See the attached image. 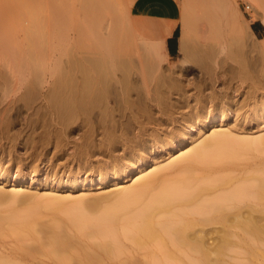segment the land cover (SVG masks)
<instances>
[{
	"label": "bare ground",
	"instance_id": "6f19581e",
	"mask_svg": "<svg viewBox=\"0 0 264 264\" xmlns=\"http://www.w3.org/2000/svg\"><path fill=\"white\" fill-rule=\"evenodd\" d=\"M7 1L8 0H6V2ZM9 1L11 2V0ZM24 1L25 0H23V2ZM33 1L35 3L32 4H35L36 6H32L31 4L29 7V5L17 2L19 6L17 7L21 9L19 11L23 16L24 14L28 15L27 18L22 17V22L26 21L28 23L29 17L32 16V13L34 16V12L38 11V8L42 10L46 3L42 2L43 8H41L42 3L38 0ZM121 1L123 3H121L123 6L122 8H125L127 11V8L129 7L127 5V7L124 6L126 4L124 0ZM128 1L129 2L127 3L131 5L130 2L133 0ZM250 1L255 6V12L253 13L252 19L255 20L262 18V13L260 11L261 9L264 11V0ZM8 2L5 3L7 5L5 6L3 0H0V112L4 114L6 119L2 124L3 127L0 126V133L5 134L11 125H14L16 121L18 122L19 120H23L21 127L25 130L24 138H6V141L10 145L8 147L9 154L14 153L18 147L16 145L20 144L19 148L26 153V156L33 157V155H35L34 157L42 161L46 160L45 163L50 161L49 165H59L58 163H55L57 162L55 160L65 157L66 161H62L63 166H66L71 162L70 164H76L75 167L77 168L71 170V167V173L67 176L66 174L64 175L67 179L73 177L71 183L76 184L79 180L80 173L86 170V168L92 170L94 167V169H97L99 182L105 183L110 178L109 175L112 173V170H115L118 175L122 168L126 170L129 167L128 170L130 171V169H132L130 167H134L136 163L140 161L145 162V159L143 160V158L149 151H158L165 146H172L171 148L173 150L180 151V153L175 157L170 158L168 161L158 160L153 164V168L150 169L149 172L147 171V173H144L142 171L143 169H140V175L135 178L130 185L121 189L119 188L114 192L106 191L104 194L98 195V197L96 196L93 200H88L86 195L82 193L77 196L71 195L72 193L65 194L64 196H61L60 194L54 196L50 194V192L45 195H40L38 192L31 194L30 197H35L36 200L38 199L36 203L39 202V205H41V203L43 205L42 199L45 198L43 200L47 205H52L56 210L63 211L64 214L70 215L72 213L69 217V223L67 222L63 226L61 225L50 229L46 235L35 236L34 232H37V229L34 227L33 218L37 215L35 213L37 204L34 202L35 204L32 205L33 208L30 207L31 209L28 210L29 212L26 210V212H22L23 214H19L18 212L11 211L6 216H0V233H4L8 228L10 233L18 234L21 237L29 236L34 238L45 253L55 255L56 259L54 260V263L56 264H70L69 262L71 261H73V263L75 262L74 264H99L105 259L112 260V257H116L114 255L122 251L124 252L127 249H130L131 251H142L148 260L138 263L128 261L124 264H210L209 257L212 254L222 255L226 253V250H228L231 245L229 241L230 238L247 240L250 238H259L264 235V225L259 224L260 216L258 215L261 212H264V180H262L263 182L261 181L263 177L260 179L259 177L256 178L259 183L254 179L257 181V183H254L257 185H254L250 180L252 178L253 181V177L255 178V176H243V178H239V176L233 177L231 175L223 174V170L227 168H225L226 165H220L222 167L218 166V168H213L212 166V164L217 161L225 162L226 158L219 157V155L224 152H229L228 150L234 149H229L228 147V150H226L225 148L227 145L229 146L231 141L233 144L235 143L233 142L234 140H228L230 134L225 135L223 133L224 131L219 132L218 130H215L211 135H208L207 137L205 136L203 142L193 145L192 147L190 146L189 149L185 151H182L183 149H177L179 146L183 148V146H187L194 142L193 138L196 136L195 133H200L208 127L216 126L220 121L225 124L234 114L235 121L234 118L231 120L236 123L239 117L236 116L238 114L236 111L240 110L239 104L237 105L239 110H237V106L233 103L235 102L233 99L219 103L215 98V102L213 104L208 103V105L207 103L201 104V100L198 99L195 104H199V108L202 105V109H198V112L192 114L194 123H189V120L183 117L185 119L181 120L182 123L178 126L180 128L177 129L176 127L177 130L172 133L169 130L170 134L168 135V138L163 137L164 132L162 133L163 135H161V133L159 134L157 131H155L157 133L154 132V135L152 133V136H150L151 138H148L149 135H145L146 129L144 125H139L137 131L133 133L134 130L129 131L124 127V119L121 120V118H142L141 114L140 117L137 114L139 111L140 113L144 112L142 114L144 116L146 114L147 119L153 118V115L155 117L156 112L153 114L151 110L154 107V104L156 105V108L154 109H160L157 108V106H161L163 102V94L158 89V92L155 90L154 94V91L149 92V89H147L148 86L146 87V84H144L145 81H143V78H145L146 75H144L145 73L142 74V72L139 73V70H143L142 65L144 66V64L142 63V60L144 61L145 59L141 58L140 54L142 53H137L138 49L140 51V48L142 47L140 45L141 42L140 44L138 42V44L133 43L135 41H131L133 40V37L130 39V34L131 36H134V34L132 35V33L129 32V34L126 33L124 29L127 28L128 25L129 27H132L130 26L131 24L125 25L126 23H124V26L126 27L121 26L122 23H119L122 22V18L115 21L116 19L114 17L113 19L115 20L112 22L115 23L121 20L118 23V26H121V28L123 27L122 30L125 33L118 35L117 33L120 30L117 28V24V27L113 24L115 30L114 28L111 30L113 27L111 25L106 37L101 36L100 34L99 36L97 35L99 43L104 48L100 46V44L98 45L104 49H102V52L105 51L106 56L103 54L104 56L100 57V54L96 55L97 57L83 58L82 56V58H78L75 55L77 58L74 56V59H69V57V65L63 64L64 66L59 61L67 70L64 69V73H62L63 71L61 70L62 72L59 74L60 68H57L59 70L57 76L52 70H50L55 75V78L50 82L47 79L49 78V75H47V67L44 64H41V62L39 63V61H42L41 59H43L42 56H44L45 53L43 50H45L46 46L41 52L43 55L39 54V57L42 58L38 57V52H40L39 50L41 48L39 46H43L46 42L44 40H47V38L44 37V40L41 39L44 43L39 40L42 44L38 43L40 44L38 47L35 43L38 41L37 36H39V39L42 38V35L37 33V27H35L38 26L37 22L39 20L36 21V16H38L37 14L39 13L35 14V17H32L36 18V20H33V22L35 21L34 23L37 24L34 26L35 31L33 27L31 28V25H34V23H31L29 28L27 27L28 29L23 26L25 28V30L24 28L23 30L27 31L30 36L29 34H26L27 32H23L24 36L25 34L28 35L26 37L28 38V43L26 41V44L23 43L22 45H25L22 46L21 43L23 42V39L22 42L18 41L20 38L17 39V26L15 27V25H19L17 20L22 14L18 12V8L15 9V4H11L13 7L10 8V5H8L10 2ZM26 2H28V0H26L25 3ZM65 2H62V0H59V2L58 0H48L47 3H49V5L46 6H49L48 8L51 11L48 13V8L45 7V9H43L49 14V16L47 15L48 19L47 21L45 19V21H43V18L42 20L40 19L41 22H47V24L48 22H51L48 26L53 28L48 31H50L49 33L51 34V37L56 32L55 35H57L58 40L61 42L63 38L64 40L67 38V34L64 37V32L67 33L65 31L66 29H63L66 28L64 26L66 25V18L64 17L65 7L61 4ZM83 2V8L88 9L87 12H89L88 24L91 27V30L94 28L97 30L99 22L103 18V13L110 8H108V4L103 0H84ZM193 2L195 3L193 4ZM210 2H213L211 5L217 6L218 10L224 14L229 13L233 9L230 0H182L179 15L170 21L168 20L169 22L167 21L166 28L163 27V30L160 28L159 30L161 31L156 32L157 36L155 37L156 41L154 42H156L157 45L162 46L176 23H180L181 32L178 37V57L177 62L172 64H183L189 61L192 56L197 55V42H195V40L198 36L201 38V33L203 34L207 31L205 30L206 27H202V30L199 26L197 28L196 24L198 23L199 25L200 21L203 23L204 20H202V17L205 18L207 22L211 21L209 13L212 12L206 8L208 5L210 7ZM196 3H204L206 5V7H204L205 5H202V7L205 8V11H203L204 9H201V4L198 6V8L204 12L202 17L197 14L200 10L198 11L197 6H195L197 5ZM192 5L197 8V10L194 8L196 13ZM34 7L37 10L35 9L33 12L31 9H34ZM115 8H117V6H114V10ZM257 8H260V11H258ZM125 9H121L122 13H126L123 12ZM117 10L118 9L115 11L116 13ZM232 12H230V16L228 15V18L231 20L235 19L236 14V11H234L235 14ZM44 13L46 12L44 11ZM44 13L42 15L40 12L42 17H44ZM128 13L124 16L128 17ZM223 13L222 15H224ZM40 14L39 16H41ZM117 17L119 16H116V18ZM126 19H123L125 20L123 22H126ZM128 20L130 22V16L127 21ZM41 22L39 24H41ZM214 22L215 21H213V23ZM45 23L41 24L42 26L40 25L41 31H39L41 34L45 32L43 31L42 33V28L45 27ZM129 27L127 31H130V29L132 30V28L129 29ZM244 27L238 25V32L240 39L246 42L248 40L247 37L250 35V31L247 29L248 25H245ZM31 29H33V32ZM53 30L55 32H53ZM208 30L210 29L208 28ZM48 31L46 33L47 35L49 34ZM139 32V35H141V31ZM35 33H37V35ZM136 35L137 33H135V36ZM35 36L37 39L34 38ZM208 36H204L205 39H207ZM26 38L24 39V42ZM135 38L136 37H134V40ZM51 40L54 39L51 38ZM51 40H49V42ZM140 40H142L141 37ZM60 41H58V43ZM146 44L147 42L143 43L144 46ZM153 44L156 46L155 43ZM151 45L152 43L150 42V45L148 44L149 47H145V51L152 56L150 60H154L155 62L159 56L162 60H158L163 61L164 56L158 55L161 53H157V46L154 47V45H152V48ZM154 48H156L157 51ZM141 51H144V47ZM151 53L154 54L152 55ZM5 54L6 57L4 56ZM62 54H64V52ZM135 54H138V57ZM121 55H124V57ZM146 55L149 56L147 53ZM118 56H121V58ZM153 56L157 57V59ZM56 57L61 60L59 56ZM135 57H137V59L134 62L133 59L135 60ZM142 57L144 58V56ZM204 57H208V54L204 55ZM44 59H46V56H44ZM146 62L151 65L147 60ZM159 62H155V66L156 63L158 65ZM134 64V69L136 70L132 68V65ZM171 67H173V65ZM53 70L55 71V69ZM148 70H150V67H148ZM135 71H138V74L140 75L138 76ZM146 73L148 72L146 71ZM143 75L144 77L142 78ZM52 77L54 76H51V78ZM157 77L154 78L155 81ZM211 81H216V77L213 76V74ZM47 83H49L48 86H46ZM177 84L180 87V80ZM141 85H144V87ZM145 87L147 90H145ZM142 90L143 92H141ZM179 90L180 89L178 88V91ZM150 93L154 96L156 93H158V95L156 94L157 96L153 97ZM159 93L161 94L159 95ZM168 93H170V91ZM212 93L213 91L210 96L214 94ZM168 95L166 97L167 100H169L168 102H170L172 97L170 98ZM184 96L183 93V97ZM214 97L217 96L214 95ZM182 100H185V98ZM188 101H185L186 103L183 101V104H187ZM135 105L138 108H135ZM174 105H177V102ZM234 107L236 109H234ZM163 108L165 109V107ZM240 108L242 107L240 106ZM128 109L132 110L131 113L129 112V115L128 113H125V111H129ZM260 109L258 108V112ZM256 110L253 113L251 112L254 116H256V114H254ZM161 111L162 110H160V112ZM260 112H262V110ZM158 114L160 115V113ZM262 115H260V117ZM11 117H13L14 120L16 119V121L13 122L12 120H9ZM244 117H246V113ZM73 122L75 125L70 126ZM166 130L168 131V129ZM77 131L81 132V138H64L67 137V135L69 136L70 133ZM131 132L133 135L130 134ZM94 134L96 136L101 134V137L92 138L94 137ZM127 134L131 135V138H125ZM12 136H14V134ZM16 136L17 135H15V137ZM123 136L124 138H121ZM251 137H246L247 140L241 141L239 145L241 147L246 146V149H253V147L255 148L256 146H259L260 142L262 144L264 142L263 135L258 137L259 139H257V136H254L253 138ZM1 139L3 138H0V140ZM239 139H241V137H239ZM239 139L238 141L236 140L237 146ZM39 142H44V144L47 143V145H41ZM233 144H231V146H233ZM3 145L5 144L2 143L0 151L5 149V146L3 147ZM241 147L238 149L236 147V149L238 151L242 150L243 148ZM23 151H21L23 155H21V153L19 155L24 158ZM51 151L52 154L49 153ZM48 154L53 155L54 163L53 160L51 161L49 158L45 159ZM17 158H19V156ZM205 160H208L207 163ZM91 161H95L96 165L93 166ZM203 162L206 164L204 163L205 167L201 170L202 167L199 166V164L201 163L202 165ZM36 169L37 167L32 169L34 170L32 171L34 172V175L36 174ZM196 170L198 172H196ZM172 172L175 174L171 175ZM3 174L6 179L8 177V172H4ZM26 174L27 172L23 169L20 170L17 175L19 183L16 185L14 183L13 188L6 194L4 193L3 188L0 189V191H2L0 192V195L3 196L0 198L8 197L9 200L11 199L13 202L22 201L23 198L27 196V191H20L18 188L20 183L26 182ZM242 180L245 183L247 181V183H249L250 181V184L252 185L245 184L244 186L242 185ZM236 181H239V183ZM91 182L93 181L91 180ZM117 184L118 183H115L114 185ZM46 197L48 200L50 198L49 203H47ZM35 205L36 207L34 208ZM97 237H99L100 241L96 243L95 239H98ZM125 241L129 242V244ZM95 246H97V248L94 249L93 252L86 250L88 247L95 248ZM249 251L253 254L252 248H250ZM23 259L29 260L27 256L23 257ZM3 262L0 263L2 264ZM10 264L16 263L10 262Z\"/></svg>",
	"mask_w": 264,
	"mask_h": 264
},
{
	"label": "rangeland",
	"instance_id": "374dc122",
	"mask_svg": "<svg viewBox=\"0 0 264 264\" xmlns=\"http://www.w3.org/2000/svg\"><path fill=\"white\" fill-rule=\"evenodd\" d=\"M25 1L23 2V0H22V2H21V0H11L12 3L9 1L10 3L8 2L9 3L8 5H10L9 7L12 8L13 5L15 4V9H17L19 7L18 6L19 2L21 4L29 5V7L32 3H35L33 0H31L32 2L30 0H28V2L30 1L29 3L28 2L25 3ZM38 1L40 3L46 2L44 4V8H43V3H42L41 8L45 9V7L46 8L49 7V6H46V5H49V3H47L48 0H44V1L38 0ZM83 1L82 0H62V2H65V3H61V4H63V6L65 7L64 17L66 18V19L64 18L65 22H66V25H64V26L66 28H63V29L64 30L66 29L65 31L67 32V33L64 32V34H65L64 37L67 34V38L65 40L63 38L62 42L60 40H58L57 35H55L56 32L54 30H53V32H55V33L53 35H55V36L52 35V37H51V34L49 33L50 31H48V30L53 28V27L50 28V26H48L49 24H51V22H48V24H47V22L46 23L43 22L45 20L47 21V19H48L47 18L49 16L48 13H49V11H51V10H49V8L47 10L48 13L46 10L42 9L43 10L42 11L40 8H38V11H40L42 13V15H43L44 11L46 12V13H44V17H42L40 12H38V11L34 12V10L36 9L35 7H34V9H31L35 14L39 13L41 16H39V14H37L38 16H36V18H37V20H36V18H32V17H35V14L33 16V13H32V16L29 17L28 23L26 21L22 22L23 21L22 17L27 18L28 15L24 14V16H23V14L19 11L21 9L20 8L17 9L18 12H20V14H22V15H20L21 17H18V20H17L19 22V25L18 24L15 25V27L17 26L16 27L17 28L16 29L17 30L16 31L17 39L20 38L18 41L22 42V39H23V42L21 43V45L23 43L26 44V41L28 43V38H26L28 35H26V34H29V33L27 31H24L25 28H27V27L29 28L31 23L35 22V21L33 22V20H36V21L39 20L37 22L39 27L35 26L37 24L34 23V25H31V28L33 27V29H34V26L37 27L36 28V30H38L37 33L39 35H42V38H40V39H39V36H37L38 39L36 38V36L34 37L38 41L41 39L44 40L45 38H47V40L46 39L44 40V41H46L45 43H44V41L41 40V42H43L44 44H43V46L42 45L39 46V47H41L40 50L38 48V50L40 51V52H38V57H39V54H42L41 52L44 49V47L46 46L45 50H43L45 52V53L44 52L43 53H44V56H46V59H44V56H42L43 59H41L45 63H43L42 61H39V63L41 62V64H44L47 67L48 72L47 71L46 72H47V75H49L48 76L49 78H47V79L50 82H52L53 78H55V75L57 76V74L59 72H60L59 74H61V72L64 69H66V67H63V66L69 65V63H68L70 61V60H68L69 57H70L69 59H74L76 56L78 58L79 57L82 58V56H83V58L84 57H90V58L91 57H97L96 55H100V54H101L100 57L104 56L105 51L102 52L104 50L103 49L104 47L99 43V39H97V37L99 36V34L101 36L106 37L107 32H109V30L111 28V25L113 26L111 28V30H113V28L116 26V24L118 26V23L121 20H122V22L119 23V24H121V23L123 24V25L121 24V26H124V23H126L125 25L131 24L130 26H132V27H129V25H128V27H129V29L132 28L133 31L131 29H130V31H132V32H130L129 30L127 31V29H128V27H127V28H124L125 32L126 33H128V32L132 33V35L134 34V36H131V34H130V37H131L130 39H132V37H133V40H131V41H135L133 43H136V44L139 43L140 44V42H141L140 45L142 47L139 45L141 47L140 51L144 47V51L140 52L139 49L137 51V53H139V54L142 53V54H140L141 58L145 59L143 61L141 58H139L142 60V63L144 64V66L142 65L143 68L141 67L143 70H139L140 71L139 73H141V72H142V74L145 73L144 75H146L148 77V79H147L146 76H145V78H143L144 75L142 76L143 81H145L144 84H146L145 86L146 87L148 86L147 89H149V92L154 91L153 92V94H154L155 90H156V92H158L157 89L162 92L164 103L162 102L161 106H157V108H160L158 110L154 109V108H156L155 107L156 105L152 104L154 107L152 108L151 111L153 114H155V112H156L157 115L155 114V117L153 115V118H151V119H149V118L147 119L146 114L144 116L142 114L144 112L140 113V111L137 114L139 117L142 115V118L141 117L140 118L136 117V119L132 118L133 121H132L131 117H129L130 119H128V117L126 119L121 118V120L124 119L123 120L124 127L129 131L134 130L133 133H135L137 131L139 125H144V127L146 129L145 135H147V136L149 135L148 138H151L150 136H152V133L154 135L157 132L159 134L161 133V135L164 134L163 137L168 138L170 131L172 133V132H175L178 128H180L178 126L180 125V123H182L181 120H184L185 118H187L189 120V123H192V124L194 123L192 114H195L194 112H198V109H202L201 104H204V103L205 104L207 103V105H208V103L213 104L216 99L219 103L233 99V101H235L233 103L236 106L239 104L240 110L238 109V106L236 107L237 110L240 111V112L236 111V113L239 114V115L238 114L236 115V116H239L237 119V122H236L238 124H236L234 122L235 121V114H234V115H232V117L230 119L227 120V123H225V124H223L220 121L219 123L216 124V126L208 127L203 132L195 133L196 136L193 138L194 142H192L191 144H189L187 146H183V148L179 146L177 149H183L182 151H185V150L189 149L190 146L192 147L193 145H197V144L203 142L204 137L211 135L213 131L214 132H215V130H218L219 132L224 131L223 133L225 135L230 134V137H229L230 139L228 138V140H234L233 142H235L233 144L231 141L229 146L227 145V147H225L226 150H228V147H229V149H231V148H234V149L228 150L229 152H226V153L224 152L223 154H220L219 157L220 156L225 157L226 161L225 162H223V161L222 162L221 161L214 162L212 164L213 168H218V166L222 167L220 165H224V166L226 165L225 168L226 167L227 168L223 170L224 171L223 174L231 175L233 177L239 176V178L240 177L243 178V176L246 177V176H250V175H251V177L255 176V178L253 177V181H252V178H251V180L249 179L252 184L257 183V181H258V179H256L257 177H259V179L261 177H263V179H261V181L264 180V142H263V144L260 142L259 146H256L255 148L253 147V149L252 148L246 149L245 148L246 146H243L242 143H241V145L243 147H241L239 145L241 141H243V140L246 141L248 137L252 136L251 138H253L254 136H257V139H259L258 137H261L262 135L264 136V117H263L264 116V111H263V109H264V38L263 39H256L250 31V24L252 22L261 21L264 24V21H263L264 11L262 9L260 11V8H257V10L262 13V18L253 20L252 18H253V13L255 12V8H254L255 6L250 0H230L231 4L233 5V9L236 8V9H234V11H236V14L233 11V9H232L233 12L230 11V12L235 14V19L231 20L228 18V15L230 14V12L226 13V14H224L223 12H220V10H218L217 6L211 5V4H213V2H210V7H209V5L206 7V5L204 4L206 2H204L203 4L200 3L201 9L202 10L204 9L203 11H205L204 7H206L207 9H209L210 12H212V13H209L211 21L207 22V20H205V18L202 17L204 12L201 11L200 8H198V6L200 4H197L198 3L197 2L196 3L197 5H195V6H197L198 11L199 10L201 11V12L199 11L200 13L197 12V14L201 15L202 20H204V21H203V23H201V21H200V24L198 25V23H197L196 25H197V28H198V26L200 28L206 27L205 30L207 32H204L203 34L201 33V38L199 36H198L199 38L197 37L198 34L196 35L197 39L200 42L195 37V39H196L195 42H197L196 43V45H197V53L196 54L197 55L192 56V58H190L189 61H187L183 64L175 65L172 63L177 62L178 51L174 56L170 57L167 54L165 42L163 43L164 45H162L165 47L164 48L161 45H157L156 42H154V41H156L155 40L156 39L155 37L157 36L156 32H160L161 30H163L162 29L163 27L166 28V25H167L166 23L169 22L168 20H170V16L174 15V18H175L179 15L180 8H181L180 5H181L182 0H133V1L130 0L131 5L127 3V2H129L128 0H126V1L124 0V2L126 3L124 6L129 7V8H127V11L129 13L126 11L125 8H122L123 3L121 0H119L120 2L118 0H103L106 4H108V8H110V9L105 10V12L103 13V18L101 19V21L99 22V26L97 27L98 31L96 30V28L91 30V27L88 24L89 12H87L88 9L83 8V6H82V4H84ZM7 2H6V0H5V2L3 0V3L5 6H7L5 4ZM58 2H59V0H58ZM40 3H38V4H40ZM194 3L195 2H193V4ZM11 4H13V5H11ZM206 4H208V3H206ZM1 5H3V4H1ZM202 5H205V6L202 7ZM246 5H249L250 8L246 9L245 8ZM32 6H36V5L32 4ZM32 6H31V8H32ZM114 6H117V8H115V10H114ZM195 6L192 5L193 9L196 8ZM234 6H236V7H234ZM1 8H2V6H1ZM120 8L125 9L123 12L128 13L127 15H129L131 17L132 21L130 20V22H132V23H130L129 20L127 21L129 16L128 17L126 16L127 17V19H126V17L124 16V15H126V13H122V10ZM197 8H196V10H197ZM116 9H118L117 13L119 12L118 14H120L121 17H120V15H118L115 12ZM196 10H195V13H196ZM212 10H214V11H212ZM222 13L224 15H222ZM116 16H119V17L116 18ZM213 16H214V18H213ZM215 16H216V18H215ZM114 17L116 20L113 19ZM30 18H32V19H30ZM42 18H43V21H42L43 23L40 21V19L42 20ZM134 18L137 20H135ZM118 19H121V20H119V22H115V23L112 22L113 20L118 21ZM123 19H126V22H123V21H125ZM213 21H215V22L213 23ZM40 22H41V24L45 23V25H44L45 27L42 28V33H43V31H45L44 32L45 34L40 33V31H41L40 27L42 26L41 24H39ZM20 23L21 24L24 23V24L21 25ZM46 25H47V27H46ZM238 25L240 27L241 26L244 27L245 25H248L247 29L250 31V35L247 34L249 36L247 37L248 40L246 42L240 39L239 32H238V29H239ZM18 26H19V28H18ZM121 26L117 27L121 31V33H120V31H118V33H117L118 35L125 33L122 30L123 27L121 28ZM133 26H134V28H133ZM48 27H49V29H48ZM124 27H126V26H124ZM23 28H24V30H23ZM135 28H138V29H135ZM142 28H144V29H142ZM160 28H161V30H159ZM180 28H181V25L179 23L177 26V29L175 31V34L177 35V37H179V35H180V32H181ZM203 28H202V30H203ZM208 28L210 30H208ZM33 29H31L32 32H33ZM139 29H141V30H139ZM114 30H115V28H114ZM135 30L141 31V33L143 35L142 34H141L142 36L139 35L140 32L135 31ZM34 31H35V29H34ZM47 31L49 33L48 35L46 34ZM209 31H211V32H209ZM23 32L24 33L27 32L25 34V36H24ZM37 33H35V34L37 35ZM51 33H52V31H51ZM135 33H137L136 36H135ZM154 33H156V34H154ZM208 34H209V36H208ZM138 35H139V37H138ZM29 36H30V34H29ZM143 36H146V37H143ZM204 36L205 37L208 36L209 39L208 38L205 39ZM104 37H102V38L105 39ZM134 37H136L139 40H137L136 38L134 40ZM140 37L143 41L140 40ZM25 38H26V40L24 42ZM48 38H49V40H51V38H53L54 40H51L49 42ZM203 39H205V40H203ZM38 41L35 42L37 44V45L35 44L37 47H38V45L42 44V43H40V41L39 42ZM58 41H60V42L58 43ZM144 42L145 43L147 42V44L145 46L143 45ZM150 42L152 43V45H154L153 43L156 44V46L158 48L157 53H161L158 55L164 56L163 61L158 60V59H161V58H159V56H158V59H157V57L153 56L154 58L157 59V60H155V62L158 63L160 61L158 65L156 63V66L154 64L155 63L154 60H150V58H152V56L148 52L145 51V47L148 46V44L150 45ZM38 43H40V44H38ZM98 44H100V46H102L103 48L99 47ZM24 45H22V46H24ZM48 46H50V47H48ZM139 46H138V48H139ZM156 46L154 45V47H156ZM159 47H162V48H159ZM152 48H153V46H152ZM62 49H63L64 54H62L63 53ZM154 49H156V48H154ZM46 51H48V52H46ZM156 51H157V49H156ZM204 51L205 52L208 51V52L205 53ZM57 52H58V54H57ZM98 52H99V54H98ZM146 53L149 56H147ZM206 54H208V57H204V55H206ZM135 55L138 57V54H135ZM4 56L6 57V54ZM56 56H59L61 60H59V58H57ZM121 56L124 57V55H121ZM121 56H118V57L121 58ZM142 56H144V58ZM202 56H203V58H202ZM42 57H39V58H42ZM65 57L67 58V61H66ZM137 57H135V60L133 59L134 62L136 61ZM146 60L151 65H149L146 62ZM59 61L61 62L62 65L63 64L64 65L62 66ZM151 61L153 62L154 65L152 64ZM170 62H171V66L173 65V67L170 66ZM132 66H133L132 68L134 69L135 64ZM147 66L150 67V70H148ZM50 67H51V69H50ZM52 67H56V68H52ZM144 67H145V70H144ZM57 68H60L59 69L60 71ZM141 68H139V69H141ZM53 69H55V71ZM50 70H52L55 73V75ZM134 70H136V69H134ZM146 71L148 73H146ZM135 72H137L138 76L140 75V74H138V71H135ZM62 73H64V71ZM212 74H213V76L216 77V81H213V82L211 81ZM51 76H54V77L51 78ZM156 77H157V79H156L157 83L154 79ZM174 78H176V79H174ZM159 79H160V81H159ZM179 80H180V87L177 84L179 82ZM154 83H155V85H154ZM48 84L49 83H47L46 86H48ZM139 84H141V83H139ZM175 84H177V85H175ZM141 86L144 87V85H141ZM152 86L153 87L155 86V87L153 88ZM146 87H145V90H147ZM171 87L172 88L174 87L175 90H174V88L172 89ZM45 88H47V87H45ZM178 88L180 89L179 91H178ZM214 89L216 92L214 91ZM168 90L170 91V93H168L169 92ZM163 91H164V93H163ZM212 91L214 94L212 93L213 95H211V96H213V97L210 96ZM141 92H143V90ZM183 93L185 95L184 97H183ZM150 94L153 97L158 95V93H156L157 95L155 94V96L152 93H150ZM160 94L161 93H159V95ZM168 94L172 95V96H169ZM167 95L170 98L172 97V100L170 99V102H168L169 100H167V97H166ZM214 95L217 96L218 98L214 97ZM179 98L180 99L185 98V100H182V99L180 100ZM198 99L201 100L200 108L198 107L199 104H197V105L195 104V102L198 101ZM165 101L168 104H166ZM175 101L177 102L178 107H177V105H174V104H176ZM183 101L184 102L188 101V102H187V104H183ZM169 103H172V104H169ZM162 106L165 107V109ZM240 106L242 108H240ZM135 108H138V107L135 105ZM236 108L234 107V109H236ZM258 108L259 109L262 108V109H260L258 112ZM254 109L255 110L257 109L256 112L254 113V114H256V116H254L252 114L255 111ZM0 110H1V105H0ZM128 110L129 111H127V112L125 111V113H128V115H129L132 112V110H130V109H128ZM160 110H162V111L160 112ZM261 110H262V112H260ZM157 112L160 113V115ZM245 113H246V117H244ZM258 114H260V115L263 114V115L260 117V115H258ZM183 117H185V118H183ZM233 118H234V121L231 120ZM5 120L6 119L4 117V114H2L0 112V123H1L0 126L1 127H3L2 124L5 122ZM9 120H12L13 122L16 121V119L14 120L13 117H11ZM19 121H20V123H19ZM19 121L18 122L16 121V123L14 125H11L10 128L8 127L9 130L7 128L8 131L5 134L0 133V138H3L0 140V147L2 146V143H3V144H5V145H3V147L5 146L4 148L6 149V150L4 149L5 152H4V150H2L3 152L0 151V189L3 188L4 193L5 194L8 193V191H10L13 188L14 183H15V185L19 183L17 175L19 174V171L23 169L25 172H27L26 182L20 183L19 188H18V186H17V188L20 189V191H23V190L27 191L26 192L27 196H25L22 201H14V202L11 201V199L9 200L8 197L7 198H0V216H6L11 211H14L16 213L18 212L19 214H21L22 212H24V211L26 212V210L28 211L29 209L33 208L32 205H34L38 199L36 200L35 197H30V196H31V194H34L36 192H38V194H40V195H43V194L45 195V194H48L50 192V194H52L54 196H57L58 194H60L61 196H64L65 194L67 195L70 193H72L71 195H73V196H77V195L82 193V194L86 195V198L88 200H93L96 196L98 197V195L104 194V192H106V191L107 192L108 191L114 192L115 190H117L119 188L121 189L127 185H130L131 183H133V180L140 175V173H139L140 169H143L142 171L144 173L145 172L147 173V171L149 172V170L153 168V164L156 163L158 160L159 161H168L170 158L175 157L177 154L180 153V151L178 152L176 150H173L171 148L172 146L171 147L165 146L163 149H159L158 151L157 150L149 151L148 153H146V156H144V158H143V160L145 159V162L140 161V162L136 163L134 167H130V168H132V169H130V171L128 170L129 167L126 170H124L122 168L119 171L118 175H117L115 170H112V173L109 175L110 178L105 183L99 182V176L97 175V169H94V167L92 170L90 168H88V169L86 168V170H84V171H82V173H80V176L78 178L79 179L78 182L76 184H74V183H71L73 180V177L70 179H67L66 176L71 173V170H73V169L75 170L77 167H75L76 164L75 165L73 163L70 164L71 162L69 163L70 167H69V164L66 165L67 167L63 166L62 161H66L65 157L59 158L61 160V162L59 159L55 160V161H57L55 163H58L60 166L57 164H54V166H53V165H49L50 161L45 163L46 160L42 161V160L34 157L35 155H33V157L26 156V153H24L23 150H20V148H19L20 144L16 145L18 147L14 153H12V154L8 153L9 152L8 147L10 145L6 141V138H18V137L24 138L25 137L24 136L25 130L21 127L23 120H19ZM238 121H240V122H238ZM74 125H75V123L73 122V124L70 126H74ZM176 127H177V129H176ZM166 129H168V131L170 130L169 133ZM229 130H230V132H229ZM155 131H157V132H155ZM8 132H9V134H8ZM80 133H81L80 131L73 132V133H70L69 136L67 135V137H64V138H81ZM133 133L131 132L130 134L133 135ZM223 133H222V135H223ZM13 134H14V136H12ZM15 135H17V136L15 137ZM131 135L127 134L125 138H127V137L131 138L130 137ZM232 136L234 137V139ZM100 137H101V134H98L97 136L94 134V137H92V138H100ZM236 137H238V138H236ZM239 137H241V139H239ZM35 138H37V137H35ZM121 138H124V136ZM251 138H249V139L252 140ZM238 139H239L238 146L243 148L242 150H239V151L237 149L240 147H238L236 144ZM39 143H41V145H47V143L44 144V142L43 143L39 142ZM243 143H245V142H243ZM231 144H233V146H231ZM236 147H237V149H236ZM225 148H224V150H225ZM19 150H20V152H19ZM21 151H23L25 159L23 158V156H21V155H23ZM20 153H21V155H19ZM49 153L52 154V151ZM17 154H18L19 158L21 156L20 160H19V158H17L18 157ZM51 154L50 155L48 154L45 159L49 158L52 161L54 158L52 157L53 155H51ZM170 155H172V156H170ZM26 158H27V160H26ZM21 159H23V160H21ZM205 161L207 163L208 160H205ZM53 163H54V160H53ZM204 163L205 162H203L202 165H201V163L199 164V166L202 167V168L200 167L201 170H203V167H205ZM61 164H62V166H61ZM91 164L93 166L96 165L95 161H91ZM32 167L33 168L37 167V169L35 170L36 171L35 175H34V172H32V171H34V170H32L33 169ZM71 167H72V169L70 170ZM39 169H41V170H39ZM66 170H67V172H66ZM198 170H199V167H198ZM4 172H8V177L6 179L4 178L5 177V175L3 174ZM196 172H198V171L196 170ZM64 174H66V176ZM173 174H175V173L172 172L171 175H173ZM254 179H256L257 181H255ZM91 180L93 182H91ZM250 181H249V183H247L248 181L246 183L243 181L244 183L242 182V185L245 186V184H250ZM236 182L239 183V181H236ZM115 183H118V184L114 185ZM258 183H259V181H258ZM252 184H250V185H252ZM254 185H257V184H254ZM234 186H235V184H234ZM0 192H2V191H0ZM35 195H37V194H35ZM0 197H3V196L0 195ZM43 199H45V198H43ZM43 199H42L43 205H42V203H41V205H39V202H38V203H36L37 207H36V205L34 206V208L36 207L35 208L36 211L33 209L35 211V213L37 214L33 218L34 227L37 229V232H34V235L37 237L42 236L43 234L46 235L48 233V231L52 228H55V227H58L61 225L63 226L67 222L69 223V221H70L69 217H70V215H72V213L70 215H68V214H64L63 211L56 210L54 207H52V205H50V204L47 205ZM46 199H47V197H46ZM46 201H47V203H49L50 198H49V200L47 199ZM258 215L260 216L259 224L264 225V212H261ZM6 230L8 231V228ZM7 231H5L4 233H0V262L4 261L2 264H5V263L10 264V262L11 263L15 262L16 264H56V263H54V260L56 259L55 255L45 253L44 250L41 248V246L38 244V242L36 240H34V238H31L29 236L21 237L18 234H13V233H10L9 231L8 232ZM97 238L98 239H95L96 243L98 241H100L99 237H97ZM229 241H230L231 245H230L229 249L226 250V253H224L222 255L212 254L209 257L210 264H264V257H263V255H264V235H262L259 238H250L247 240H237V238H230ZM125 242L129 244V242H127V241H125ZM96 248H97V246H95V248L88 247V248H86V250L89 252H93V250ZM250 248H252L253 254L250 253V251H249ZM138 252L139 251H131L130 249H127L124 252L122 251V252L114 255L116 257H114V258L112 257V260L111 259H109V260L105 259V260L101 261L99 264H124L128 261L138 263L141 261L148 260V258L145 257V254L142 251L139 253ZM26 256L29 258V260L23 259V257H26ZM69 263L74 264L75 262L73 263V261H71Z\"/></svg>",
	"mask_w": 264,
	"mask_h": 264
},
{
	"label": "crops",
	"instance_id": "0c3cea01",
	"mask_svg": "<svg viewBox=\"0 0 264 264\" xmlns=\"http://www.w3.org/2000/svg\"><path fill=\"white\" fill-rule=\"evenodd\" d=\"M172 19H174V15L170 16V20ZM178 24L179 23L177 22L165 40V47L167 50V54L170 57L174 56L178 50V37L175 34ZM250 31L256 39L264 38V24L261 21L252 22L250 24Z\"/></svg>",
	"mask_w": 264,
	"mask_h": 264
},
{
	"label": "built area",
	"instance_id": "2783aa9c",
	"mask_svg": "<svg viewBox=\"0 0 264 264\" xmlns=\"http://www.w3.org/2000/svg\"><path fill=\"white\" fill-rule=\"evenodd\" d=\"M245 8H246V9H248V8H249V6H248V5H246V6H245Z\"/></svg>",
	"mask_w": 264,
	"mask_h": 264
}]
</instances>
